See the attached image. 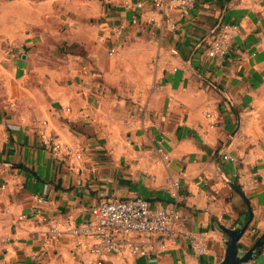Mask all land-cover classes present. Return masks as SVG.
<instances>
[{"label":"crops","instance_id":"crops-1","mask_svg":"<svg viewBox=\"0 0 264 264\" xmlns=\"http://www.w3.org/2000/svg\"><path fill=\"white\" fill-rule=\"evenodd\" d=\"M135 1L0 0V264H96L69 226L135 195L176 206L208 251L170 236L159 257L102 264H221L234 236L230 259L264 261V0H196L175 30ZM223 22L237 30L220 66L206 49ZM42 130L72 153L54 158ZM51 224L63 237L45 242Z\"/></svg>","mask_w":264,"mask_h":264},{"label":"built area","instance_id":"built-area-1","mask_svg":"<svg viewBox=\"0 0 264 264\" xmlns=\"http://www.w3.org/2000/svg\"><path fill=\"white\" fill-rule=\"evenodd\" d=\"M195 5L196 0H136L134 3L140 13L148 14L150 23L170 30L177 29L174 16L180 19L187 16ZM236 30L235 23L223 22L209 42L206 53L220 66L224 64ZM114 51L113 47L109 50L110 53ZM170 51L173 54L178 53L176 48H171ZM40 138L54 158H61L63 155L68 156L72 153L70 145L61 142L45 130L40 132ZM74 156L80 159L81 153L76 152ZM222 157L231 161L237 159L236 156L227 153ZM163 158L167 160L168 155L165 154ZM180 189L178 180H170L167 185V191L175 198L178 197ZM35 201L40 204L46 202V199L35 196ZM33 213L45 219L38 205L33 207ZM19 217H26V213ZM69 232L77 245H82L86 238L94 239L89 246V251L97 257L96 264H102V255L107 252L128 251L145 257H159L166 249L165 238L170 236L187 239L194 254L201 255L208 251L206 230L187 229L176 206H153L148 199L140 195L117 200L101 199L90 208L89 218L71 224ZM61 237H63V231L57 224H51L46 232L45 242L58 241ZM1 239L8 241L10 237L3 236ZM260 264H264V261Z\"/></svg>","mask_w":264,"mask_h":264},{"label":"water","instance_id":"water-1","mask_svg":"<svg viewBox=\"0 0 264 264\" xmlns=\"http://www.w3.org/2000/svg\"><path fill=\"white\" fill-rule=\"evenodd\" d=\"M236 238H237V236H234L232 238V240L228 243L226 253L224 255V258H223L221 264H238L241 260H248L251 257V255L248 254L247 257L245 256V257L233 259V260L230 259V249H231V246L234 244Z\"/></svg>","mask_w":264,"mask_h":264},{"label":"rangeland","instance_id":"rangeland-1","mask_svg":"<svg viewBox=\"0 0 264 264\" xmlns=\"http://www.w3.org/2000/svg\"><path fill=\"white\" fill-rule=\"evenodd\" d=\"M61 25V24H60ZM67 25H70V24H67ZM63 26H66L65 24L63 25ZM128 57H130V56H128ZM150 68L151 69H153V65H151L150 66ZM127 71L129 72V74H138V73H140V66H136V65H129V66H127ZM130 92V91H129ZM131 94H132V92H131ZM129 95H130V93H129ZM131 96V95H130ZM132 97V96H131ZM137 97V96H136ZM136 97H134L135 98V100L136 101H138L139 99H137Z\"/></svg>","mask_w":264,"mask_h":264}]
</instances>
